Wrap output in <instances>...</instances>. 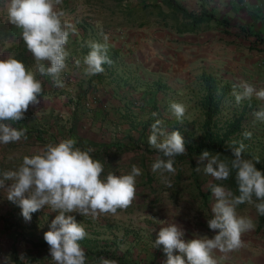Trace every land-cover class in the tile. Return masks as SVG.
<instances>
[{"label":"rangeland","instance_id":"obj_1","mask_svg":"<svg viewBox=\"0 0 264 264\" xmlns=\"http://www.w3.org/2000/svg\"><path fill=\"white\" fill-rule=\"evenodd\" d=\"M176 1L191 13L205 9L218 19L226 17L233 32H242V27L251 30V22L240 21L239 17L232 15L229 4L244 1L252 6L253 2L259 3V0ZM142 3L139 0H63L67 20L68 17L78 18L83 48L79 52L70 51L74 41V34L70 33L66 45L70 53L66 61L67 70L61 74L64 87H56L49 76H40L44 94L39 105L35 106H39L40 116L31 119L40 125V146L76 139V147L84 144L95 148L104 142L118 141L127 145L126 150L116 159L110 158L114 156V150L103 156L106 175L108 172L130 174L133 165L142 172L136 178V197L126 211H120L116 216H100L96 220L73 214L88 233L80 242L88 253L87 264H98L94 261V253L99 251H109L115 257L108 259L116 260L118 264H135L140 256L151 261L148 264H154L153 259L162 257L164 261L161 264H166L163 246L153 248L161 227L167 226L161 221L178 223L184 232L187 228L193 236L212 238L217 234L207 224V220L212 218L211 207L215 201L209 188L214 179L203 171L206 161L201 164L199 157H193L192 162L175 159V174L166 173L163 177L159 172L152 171L151 165L160 156L149 145L151 126L157 119L163 121L169 132L180 131L186 145L199 143L210 126L214 132H221L229 122L238 120L240 130L236 137L233 135V141L243 143L246 153L255 156L264 154V123L254 117V112L264 107V101L253 96L251 100L237 104L232 95L233 85L241 81L252 84L257 90L264 88V11L257 12L255 22L259 30L252 35L255 43L251 47L244 39L222 33L221 26H216L214 20L200 24L198 31L192 33L179 34L170 28L176 22L175 16L172 19L167 17L168 26L152 22L139 28L133 21L139 22L146 17L147 11L138 9ZM68 22L74 24L70 20ZM101 33L109 38L108 55L113 63L110 66L105 64L103 73L86 76L83 60L90 51L88 43H103ZM13 34L7 27L6 14L0 6V59L8 58L9 37ZM16 38L25 45L20 32ZM17 59L34 62L32 55L25 53ZM77 59L81 62L79 67L75 63ZM202 73L211 74L231 86L229 93H218L220 111L214 115L209 127L205 123L206 87L201 79ZM171 102L186 106L183 124L172 117L169 110ZM153 113L157 115L153 116ZM246 132L251 133L250 138H245ZM20 142L10 144L17 146ZM5 146L0 145V171L15 170L22 161L11 167L8 165L12 161H6V158L21 154L24 149ZM192 164H195L194 168ZM197 167L201 169L199 172ZM192 171L198 176V183ZM165 179L171 187L164 183ZM201 192L206 194L205 198ZM2 204L0 264H3L5 256H10L13 264H52L44 233L50 230V224L58 213L51 212L47 207L40 210V229L31 227L28 231L22 224L24 218L21 211L18 209L14 214L7 209L6 201ZM237 214L250 217L255 227L242 235L244 246L230 252L231 264H248L251 257L264 258L258 242L251 239V235L264 239L263 232H256L257 211L254 204L237 207ZM37 222L32 214L29 223ZM192 228L196 230L191 231ZM30 241L46 245L35 247ZM152 249L156 251L150 252ZM21 255L24 260H21Z\"/></svg>","mask_w":264,"mask_h":264},{"label":"clouds","instance_id":"obj_2","mask_svg":"<svg viewBox=\"0 0 264 264\" xmlns=\"http://www.w3.org/2000/svg\"><path fill=\"white\" fill-rule=\"evenodd\" d=\"M62 5L63 0H0L6 22L20 30L35 61L34 68L29 69L11 54L7 59H0V145L28 139L26 129L12 125L25 118L30 106L40 103L44 87L37 73L51 77L56 87H64L61 74L67 70L66 61L70 55L66 45L76 28L68 22V13ZM101 35L103 43H88L90 51L83 60L86 76L103 73V66L113 63L108 55L109 38L104 33ZM75 63L79 67L81 62L77 59ZM232 95L237 104L253 96L264 101V88L257 90L252 84L241 81L233 85ZM169 110L172 117L183 124L186 106L171 102ZM254 117L264 123V107L254 112ZM150 132L149 145L160 154L151 165L152 171L159 172L162 177L166 173L175 174V157L187 154L181 132H169L159 119L152 124ZM244 136L250 138L251 133L246 132ZM76 143L74 139L48 143L36 154L24 156L17 169L0 171V189H6L7 199L21 208L26 222L45 207L58 213L50 230L44 233L52 264H87L80 242L88 233L73 214L96 220L126 211L136 197V178L142 175L141 169L133 165L130 174L108 172L105 176L104 165L90 155L94 149L81 150ZM243 150V143L233 148L231 159H221L220 154L213 155L209 150L202 151L198 160L201 164L207 162L203 166L204 173L222 182L235 172L239 194H234L222 183L209 184L215 202L207 224L217 233L212 238L196 235L185 242L180 226L161 221L167 226L161 227L153 248L163 246L166 264H217L216 251L229 253L244 246L242 235L253 230L255 225L250 217L238 215L237 207L254 204L258 214L264 216V171L256 166L259 157L255 161L245 159ZM200 170L196 168L197 172ZM164 183L171 187L167 179ZM21 260H24L23 255ZM3 264H13L11 257L5 256ZM99 264H118V261L101 257Z\"/></svg>","mask_w":264,"mask_h":264},{"label":"crops","instance_id":"obj_3","mask_svg":"<svg viewBox=\"0 0 264 264\" xmlns=\"http://www.w3.org/2000/svg\"><path fill=\"white\" fill-rule=\"evenodd\" d=\"M142 1V5L138 8L139 11L144 12L147 11L146 17H144L143 19H140L139 22L137 21H133L135 24H138V27H144L149 25L152 22H159L162 23L166 26L169 25V23L167 22V17H169L170 19L173 18L174 14L171 8H168L166 5H164L161 0H156L154 2H144L145 0H139ZM156 3L158 4L157 7H154L153 4ZM232 5L230 6L229 4V10L231 11L232 15L239 17L240 21L246 22V23H250L249 27L251 28V30L247 27H242V32H233L230 30L231 25L229 24L228 21V25H225L223 23H220L219 21H221L223 18L225 19L226 17H223L221 19H218L216 16L214 19L216 26H221V32L224 33L225 35H230V36H234V37H238L240 39H244L245 41L249 42V46L252 47V45L255 43V40L253 39L254 33H256V31L259 30V26L257 24V22H255L256 18L258 17L257 12H263L264 11V0H259V3L253 2V7L249 6L248 4L244 3V1H239L238 4L236 2H232ZM255 8V9H254ZM166 9V11H165ZM256 11V12H254ZM214 14V13H213ZM126 15H130L129 13H127ZM215 15V14H214ZM227 19V18H226ZM70 20V22L74 23L73 25L76 28V33L74 34V41L73 44H71L70 51L74 52L77 51L79 52L80 48L82 47V37H80V27L78 26L79 21L78 18H73V17H68V21ZM177 20L178 22L182 21V17L181 16H177ZM211 22V21H210ZM208 23V22H206ZM7 27L9 28L10 31L14 32V34L12 36L9 37V48L7 50V55H12L13 58L17 59L18 58H22V56H24L25 54H30L31 53L27 50L26 45H24L22 42L18 41L19 38H16L18 36V32H20V30L16 29L14 25L7 23ZM170 28L174 29L175 32L182 34V33H192V32H196L197 27L194 30H189V31H183V32H178L177 30V21L175 22V24H171ZM17 32V33H16ZM85 38V37H84ZM85 44L87 42H84ZM84 44V45H85ZM254 46V45H253ZM1 50V49H0ZM264 52V51H263ZM18 60V59H17ZM22 63L25 64V66L29 69H33L34 65H35V61L32 62L31 60L29 61H22ZM37 79L40 80V75L39 73H37ZM40 99V98H39ZM35 106H30L29 110H31L30 112H28V115L25 116V118H27V120H25V118L21 121H19L18 123H14L12 126L16 128V126H20L21 129H26V135L28 137L27 140H23L20 142V145L17 146H13V145H6V148L9 147H13V148H17L15 150H19V149H24V151H21V154H15L13 156H8L6 159V161H12L9 162L10 166L16 167L18 165V161H22L24 156H31L36 154L40 149L43 148V146H40V125L38 123H35L33 120L31 121V119L34 118H39L40 116V109L39 106L35 107ZM76 140V139H75ZM54 144H56L53 141ZM121 142H104L103 144H101L102 146H97L95 148H92L88 145H84V144H78L77 147H79L81 150H87L88 148H92L94 149V151L92 152L93 154H95L96 156L102 157L104 156V154H106L109 149L104 148L105 145L110 146V150H114L115 153L113 158H118L119 154L122 153L119 151V147H117V145H113V144H120ZM123 144V143H121ZM14 151V150H13ZM109 153V152H108ZM105 166V165H104ZM105 168V167H104ZM104 175L106 176V170H104ZM6 201L7 205V209L9 211H11L12 213L15 214L16 210H21V208L17 207L18 205L9 201L7 199V192L6 189H0V205H3L2 202ZM34 218L38 221L36 224H32L29 222H26L24 219H22V224H25V228L29 231V228H33V227H37L35 229L39 230L40 229V210L37 211L36 213L33 214ZM176 225L179 226L178 223H175ZM182 228V230L184 231V228L182 226H180ZM26 230V231H27ZM185 235L183 237V239L185 240V242L192 240L194 238H196V235H192V233L187 230V228H185ZM196 230L194 228L191 229V231ZM38 235V234H37ZM246 236V235H245ZM251 239L256 240L258 242V247L261 248L260 250L262 252V255L264 256V239L262 238H258L257 236L255 238H253V236L251 235ZM245 239V238H244ZM151 251H156L155 249L150 250ZM231 255L232 253H221L219 251H216L214 253V258L217 260V264H231L232 263V259H231ZM244 261V259H242ZM241 260V261H242ZM153 261H155L154 264H161L164 260H162V257H157L156 259H153ZM237 261H239V258H237ZM236 261V262H237ZM251 262L248 264H264V258H260L258 256L255 257L254 259H252L251 257ZM151 263V261L149 262V260L145 259L144 257L140 256L137 260L135 264H148Z\"/></svg>","mask_w":264,"mask_h":264},{"label":"trees","instance_id":"obj_4","mask_svg":"<svg viewBox=\"0 0 264 264\" xmlns=\"http://www.w3.org/2000/svg\"><path fill=\"white\" fill-rule=\"evenodd\" d=\"M121 1V0H116ZM161 2L166 5L168 8H171L173 11V14L177 21V30L178 32L183 31H189L194 30L196 27H198L200 24L204 22H210L215 18V15L212 12H207L205 9H202L199 13H191L188 12L185 8H183L176 0H161ZM154 7H157L158 4L154 3ZM177 16L182 17V21L178 22ZM220 23H223L225 25H228L227 19L223 18ZM201 79L204 82V85L206 87V95H205V102H204V108H205V123L206 126L209 127L211 123L214 121L213 117L220 111V101L217 98L218 93L226 94L229 93L231 90V86L227 83H222L220 79L215 78L211 74L202 73ZM213 125V124H212ZM17 129H21L20 126H16ZM240 130L239 121H231L227 124L226 127H224V130L221 132H214L210 126V128H207L205 130L204 138L195 145H186L187 148V154L181 155L175 157L177 160H185L189 159L191 162L193 160V157H199L202 151L209 150L213 155L220 154L221 159H231V152L233 148H237L240 146L241 143L234 142L233 141V135L238 134ZM232 136V138H231ZM47 143V140H46ZM117 145L116 148L119 147L120 152H124L127 147V145L124 144H113ZM104 148L109 149V153H111L110 146L105 145ZM85 150V149H84ZM108 153V152H107ZM90 155L93 157V159L99 160L103 164V156L99 157L96 156L93 153H90ZM108 155V154H104ZM243 157L245 159H253L255 161L256 157H259V163L256 165L257 168L261 171H264V154H258L255 156V154L246 153L243 150L242 153ZM114 156H110L111 159H113ZM194 168L195 164H192ZM10 166V164L8 165ZM13 167V166H11ZM105 167V166H104ZM193 178L195 179V182L198 183V176L196 175L195 171H192ZM178 177V175H176ZM176 177V178H177ZM212 183H222L227 188L231 189L234 194L238 195V189L237 184L235 181V172L231 174V176L225 180V181H215L213 180ZM209 189V188H208ZM202 197L205 198L206 194L201 192ZM258 202V201H257ZM247 203L241 204L238 207H244ZM257 211V210H256ZM263 232L264 233V216H261L257 212V225H256V232ZM33 246L35 247H42L45 246V243H36L32 242ZM86 256L88 255L87 252ZM95 256V262L99 264V260L101 257L112 258L115 257L113 254H110L109 251H99L94 253ZM120 264H128L126 262H120Z\"/></svg>","mask_w":264,"mask_h":264}]
</instances>
